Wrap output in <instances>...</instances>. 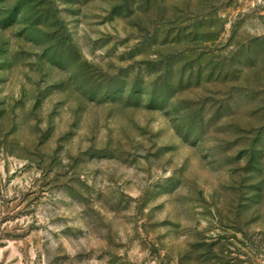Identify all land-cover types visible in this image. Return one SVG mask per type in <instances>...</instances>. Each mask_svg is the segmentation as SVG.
<instances>
[{"label":"rangeland","instance_id":"374dc122","mask_svg":"<svg viewBox=\"0 0 264 264\" xmlns=\"http://www.w3.org/2000/svg\"><path fill=\"white\" fill-rule=\"evenodd\" d=\"M0 264H264V0H0Z\"/></svg>","mask_w":264,"mask_h":264}]
</instances>
